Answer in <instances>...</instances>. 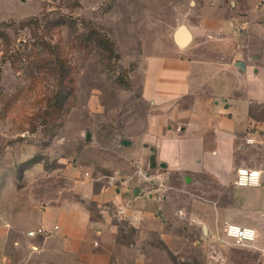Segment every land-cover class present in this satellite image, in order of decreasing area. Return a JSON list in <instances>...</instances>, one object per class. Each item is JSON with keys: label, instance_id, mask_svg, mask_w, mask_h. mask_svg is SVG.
<instances>
[{"label": "crops", "instance_id": "0c3cea01", "mask_svg": "<svg viewBox=\"0 0 264 264\" xmlns=\"http://www.w3.org/2000/svg\"><path fill=\"white\" fill-rule=\"evenodd\" d=\"M181 25L192 35L185 47L174 40ZM181 25L173 48L142 67L150 108L137 142L143 160L155 158L149 181L128 196L62 169L60 188L24 200L30 216L18 205L0 215V264H146L145 246L173 243L184 224L211 234L227 224L255 228L257 239L242 247L264 264V0L196 2ZM242 167L260 170L261 185L237 186ZM125 206L131 217L121 219ZM44 225L58 230L28 236Z\"/></svg>", "mask_w": 264, "mask_h": 264}, {"label": "rangeland", "instance_id": "374dc122", "mask_svg": "<svg viewBox=\"0 0 264 264\" xmlns=\"http://www.w3.org/2000/svg\"><path fill=\"white\" fill-rule=\"evenodd\" d=\"M207 1L0 0V215L18 205L30 216L24 200L60 188L67 168L97 190L133 196L154 172L137 142L150 108L143 64L169 52L175 30ZM195 225L173 229L170 244L153 238L146 264L259 262L225 232ZM124 231L138 243L136 228Z\"/></svg>", "mask_w": 264, "mask_h": 264}, {"label": "built area", "instance_id": "2783aa9c", "mask_svg": "<svg viewBox=\"0 0 264 264\" xmlns=\"http://www.w3.org/2000/svg\"><path fill=\"white\" fill-rule=\"evenodd\" d=\"M248 141H252L248 139ZM236 185L241 187H258L261 185V171L242 167L237 170ZM126 187L125 185H123ZM127 189V188H123ZM118 214L121 219L130 218L129 209L127 206L119 207ZM141 220V218H138ZM58 230V226L49 228L46 225L37 229L28 231V236L36 237L38 235L51 236ZM225 233L234 242L236 246H244L254 242L257 239L258 232L255 228L245 227L236 224H227Z\"/></svg>", "mask_w": 264, "mask_h": 264}, {"label": "water", "instance_id": "95a60500", "mask_svg": "<svg viewBox=\"0 0 264 264\" xmlns=\"http://www.w3.org/2000/svg\"><path fill=\"white\" fill-rule=\"evenodd\" d=\"M191 39V32L185 25H181L174 34V40L180 47L187 46L190 43ZM151 166L153 168H156L157 166L154 157L151 159Z\"/></svg>", "mask_w": 264, "mask_h": 264}]
</instances>
